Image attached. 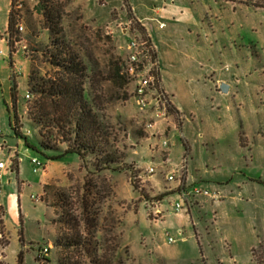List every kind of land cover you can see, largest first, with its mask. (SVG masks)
I'll use <instances>...</instances> for the list:
<instances>
[{
  "label": "rangeland",
  "instance_id": "1",
  "mask_svg": "<svg viewBox=\"0 0 264 264\" xmlns=\"http://www.w3.org/2000/svg\"><path fill=\"white\" fill-rule=\"evenodd\" d=\"M19 2L10 59L1 38L9 37L12 0H0V68H7L0 75L11 102L14 61L25 123L17 138L0 83V160L7 165L0 264H264L262 0H49L61 13L59 33L49 29L43 2ZM156 8L162 12L152 22ZM144 24L171 101L168 119L151 130L154 115L138 107L127 73L129 41H149L158 57ZM57 40L82 64L80 76L56 66ZM63 82L78 85L90 102L109 139L105 156L121 170L106 168L104 156L48 159L54 153L40 146L45 139L30 111L53 110L52 101L32 87ZM53 125L41 131L63 153L67 144ZM33 157L45 171L34 172ZM196 187L211 195H194Z\"/></svg>",
  "mask_w": 264,
  "mask_h": 264
},
{
  "label": "trees",
  "instance_id": "2",
  "mask_svg": "<svg viewBox=\"0 0 264 264\" xmlns=\"http://www.w3.org/2000/svg\"><path fill=\"white\" fill-rule=\"evenodd\" d=\"M19 0H12V8L9 13L8 21V35L10 47V59L14 54V44L16 43L15 35L18 33L16 25L18 24L17 17V2ZM43 2L45 16L49 24L51 32H60L61 13L58 9H53L49 5V0H40ZM261 8H264V0H262ZM43 10V9H41ZM57 49L61 50V57L51 54V57L58 59L56 66L61 68L67 75L76 77L80 76L84 71L82 64L78 61L77 57H73L72 53L66 49L67 46L60 40L56 41ZM78 85H70L68 82H63L61 85H52L50 88L45 86H33L32 91L35 94H40L45 99H51L53 110L49 106L43 107L44 111L40 115H35L30 111L31 124L34 126L50 128L52 123L53 128L58 129V133L62 134L64 142L67 144V149L63 153L55 150L49 144L48 137L40 129V136L45 140L39 141L40 146L47 151H52V155L48 156L50 161H57L66 154H76L80 159L86 160L89 155H95L97 158L104 156L102 162L106 168L113 169V171L121 170L113 168L115 158L113 155H106V147L109 146V139L104 133L103 125L99 117L95 113L90 102L85 99L84 94L79 91ZM7 109L9 113V125L14 131L17 138L22 136V129L25 123L22 117L19 116L17 107V92L16 86L11 90V102L8 101ZM52 115L57 117L51 118ZM31 146V145H29ZM37 149L36 147H34ZM63 264V263H61Z\"/></svg>",
  "mask_w": 264,
  "mask_h": 264
},
{
  "label": "built area",
  "instance_id": "3",
  "mask_svg": "<svg viewBox=\"0 0 264 264\" xmlns=\"http://www.w3.org/2000/svg\"><path fill=\"white\" fill-rule=\"evenodd\" d=\"M27 2L30 0H22ZM21 2H17V9L21 8ZM164 23H160L159 27L162 28ZM21 30L22 27H19ZM10 38L7 37V43L9 44ZM149 41H138L133 39L129 41L126 46L128 52V67L127 73L134 84V97L138 107L142 111H151L154 117L152 121L146 125L148 130L155 128L159 121L168 119L169 110L171 108V101L167 97L164 91L160 79V61L156 57L155 53H152V48L148 43ZM26 98L30 99V93L26 94ZM3 139V134L0 131V140ZM163 147L168 146V141L162 142ZM2 147V146H1ZM18 157V156H17ZM19 158V157H18ZM19 160V159H18ZM31 163L34 165V172L37 173L39 170L44 171L46 164L43 163L39 158L33 157ZM6 169V163L0 161V186L2 185V179L4 178V170ZM154 171V169H151ZM168 182H175L177 180L176 173H171L167 176ZM194 195L198 196H210L208 190H202L198 187L191 190ZM181 201L187 202L188 193L184 189L179 192ZM34 198V197H33ZM32 198V199H33ZM38 201V199H35ZM177 202L175 210L177 213H181L183 205ZM176 239L170 237L169 243H175ZM47 252V249H44Z\"/></svg>",
  "mask_w": 264,
  "mask_h": 264
},
{
  "label": "crops",
  "instance_id": "4",
  "mask_svg": "<svg viewBox=\"0 0 264 264\" xmlns=\"http://www.w3.org/2000/svg\"><path fill=\"white\" fill-rule=\"evenodd\" d=\"M131 7V9H132V11H133V6H130ZM162 12V9H158V8H156V9H154L153 10V13L155 14V17H153V18H151V21L152 22H154L155 21V19H157L156 17L158 16V15H160V13ZM138 20H140V21H142L141 19H138ZM144 27L146 28V30H147V33L149 34V36L151 37V39H152V41H153V44H154V46H155V48H156V50H157V55H158V58H159V51H158V48L156 47V45H155V43H154V39H153V36H152V34H151V32H150V30L148 29V27L144 24ZM7 36L5 37V38H1V42L2 43H7ZM8 44V43H7ZM2 51V55H3V57H5V51L4 50H1ZM160 59V58H159ZM13 64H14V61H12L11 62V66H12V70H11V72H10V76L12 77V79H13V81H14V85L16 86V80H15V75H16V72H15V69H14V67H13ZM7 71V68H6V66H2V68H0V73L1 72H6ZM15 72V73H14ZM5 78L7 79V77L5 76ZM5 78L3 77V76H1L0 75V83L2 84V87H3V94L5 95V99H6V103L9 101V99H8V91H9V88H10V85H8L6 82L7 81H5ZM161 81H162V79H161ZM162 84H163V82H162ZM164 87V86H163ZM166 90V89H165ZM2 144H3V147H1V143H0V148H4L5 147V145H6V142L5 141H3L2 142ZM1 161V160H0ZM6 169H7V165H6ZM5 169V170H6ZM5 170H4V172H5ZM46 170V169H45ZM44 170V171H45ZM11 171L12 172H14V169H11Z\"/></svg>",
  "mask_w": 264,
  "mask_h": 264
}]
</instances>
